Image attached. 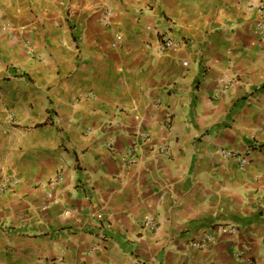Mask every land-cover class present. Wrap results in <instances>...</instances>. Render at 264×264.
<instances>
[{"label": "crops", "instance_id": "crops-1", "mask_svg": "<svg viewBox=\"0 0 264 264\" xmlns=\"http://www.w3.org/2000/svg\"><path fill=\"white\" fill-rule=\"evenodd\" d=\"M263 4L0 0V264H264Z\"/></svg>", "mask_w": 264, "mask_h": 264}, {"label": "built area", "instance_id": "built-area-1", "mask_svg": "<svg viewBox=\"0 0 264 264\" xmlns=\"http://www.w3.org/2000/svg\"><path fill=\"white\" fill-rule=\"evenodd\" d=\"M252 10V9H251ZM258 11L260 13L264 12V4L260 5L258 7ZM112 15V11L110 9H107L105 11V16L103 18V23L104 24H108L109 20H110V16ZM7 27L9 28L10 25H7ZM256 32L257 34L261 35L262 37H264V20L261 19L257 24H256ZM117 45L120 44L122 42V38L121 35H117ZM162 48L165 49H176L177 45L174 43V41H172L171 39H165L163 40V42L161 43ZM184 65H187V63H184ZM234 83V78L230 77L228 74L223 75L220 80H219V85H220V91L216 94V97L220 96L221 92H225L227 90L230 89V87L233 85ZM148 135H143V138L148 141ZM107 147L109 149H112L114 147V140L110 139ZM137 146L134 145L133 147H131L128 151H126L125 155H124V161L126 164H133L135 162V154L137 152ZM153 152H157L158 154L164 155V156H170V151L169 148L167 146H155L153 147ZM221 154L224 158L226 159H235L240 168H245L247 166V164L249 163V159L246 155H243L241 153H238L234 150H229V149H223L221 150ZM63 182V177H61V175H57L52 181H51V185H58L61 184ZM19 184V180L16 177H6L1 185V189H0V193H4L6 192V190H10V188H12L13 186H16ZM68 214V213H67ZM145 224L149 227V229L151 230H155L157 225L156 223L152 220V219H148L147 221H145ZM218 232L221 235H231V236H238L240 234V229L233 225V224H224V225H220L218 227ZM211 236L210 235H206L204 237L203 241H199V242H193L192 246L195 249H199V250H204L207 247V244L209 242H211ZM243 253H238L237 257L238 258H242Z\"/></svg>", "mask_w": 264, "mask_h": 264}]
</instances>
